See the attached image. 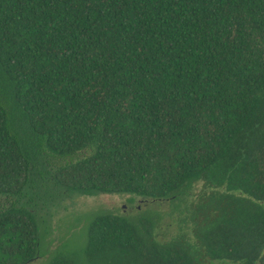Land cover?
Instances as JSON below:
<instances>
[{"label": "trees", "instance_id": "obj_1", "mask_svg": "<svg viewBox=\"0 0 264 264\" xmlns=\"http://www.w3.org/2000/svg\"><path fill=\"white\" fill-rule=\"evenodd\" d=\"M201 251L96 213L43 264H264V0H0V264L74 196L183 201Z\"/></svg>", "mask_w": 264, "mask_h": 264}, {"label": "rangeland", "instance_id": "obj_2", "mask_svg": "<svg viewBox=\"0 0 264 264\" xmlns=\"http://www.w3.org/2000/svg\"><path fill=\"white\" fill-rule=\"evenodd\" d=\"M212 190L198 181L183 201L169 199L155 204L130 195L74 196L50 209L43 257L31 264L46 263L59 247L69 252L80 250L86 239L87 220L96 213L122 215L134 222L152 220L157 241L167 243L184 236L195 251H201L195 235L201 226L197 211Z\"/></svg>", "mask_w": 264, "mask_h": 264}, {"label": "water", "instance_id": "obj_3", "mask_svg": "<svg viewBox=\"0 0 264 264\" xmlns=\"http://www.w3.org/2000/svg\"><path fill=\"white\" fill-rule=\"evenodd\" d=\"M263 255H264V247H263V249H262V251L260 253V256H263ZM255 264H258V262H256Z\"/></svg>", "mask_w": 264, "mask_h": 264}]
</instances>
